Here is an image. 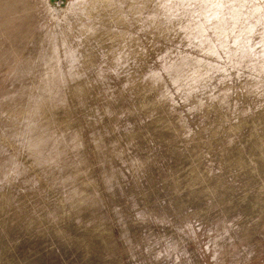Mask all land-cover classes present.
<instances>
[{
    "label": "rangeland",
    "instance_id": "rangeland-1",
    "mask_svg": "<svg viewBox=\"0 0 264 264\" xmlns=\"http://www.w3.org/2000/svg\"><path fill=\"white\" fill-rule=\"evenodd\" d=\"M0 264H264V0H0Z\"/></svg>",
    "mask_w": 264,
    "mask_h": 264
}]
</instances>
